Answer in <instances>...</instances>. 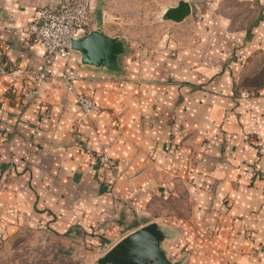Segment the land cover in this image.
<instances>
[{"label":"crops","instance_id":"0c3cea01","mask_svg":"<svg viewBox=\"0 0 264 264\" xmlns=\"http://www.w3.org/2000/svg\"><path fill=\"white\" fill-rule=\"evenodd\" d=\"M58 1L0 0L7 67L36 73L44 64L45 47L31 40L28 25ZM144 1L92 0L89 33L123 44L116 68L75 50L54 57L34 99L25 95L33 79L0 78L7 232L25 222L60 234L100 227L124 234L116 245L157 223L172 262L264 264V151L257 146L264 138V0H168L148 17L164 19L181 1L192 12L181 22L162 19L155 40L129 39L110 24L130 12L140 17ZM69 71L77 75L74 90L64 79ZM76 92L99 110L85 117ZM102 155L115 164L101 163Z\"/></svg>","mask_w":264,"mask_h":264},{"label":"rangeland","instance_id":"374dc122","mask_svg":"<svg viewBox=\"0 0 264 264\" xmlns=\"http://www.w3.org/2000/svg\"><path fill=\"white\" fill-rule=\"evenodd\" d=\"M167 1L145 0L139 7L141 15H135L140 17L135 18L130 12L121 24H117V20L110 24L120 25L126 31L122 34L129 39L155 40L162 35L160 27L164 19L148 17V11L161 14ZM4 223V217L0 215V264H98V260L124 235L121 231L107 235L100 227L92 228L88 233L78 228L71 234H60L37 222H25L20 229L9 233Z\"/></svg>","mask_w":264,"mask_h":264},{"label":"built area","instance_id":"2783aa9c","mask_svg":"<svg viewBox=\"0 0 264 264\" xmlns=\"http://www.w3.org/2000/svg\"><path fill=\"white\" fill-rule=\"evenodd\" d=\"M94 24L92 0H59L57 5H47L40 8L38 14L28 25L31 40L45 47V61L36 73L22 68H9L2 60L0 51V78L6 74L13 77L16 83L26 78L33 79L34 87L25 93L29 99H34L40 94L43 85L50 79L47 67L52 63L54 57L70 58L73 49L71 41L74 36L81 32L87 34ZM77 75L69 71L64 75L68 82V89L74 90L73 81ZM123 86V83H121ZM77 103L85 117L99 110V106L90 95L84 92H76ZM260 151H264V138L257 141ZM101 163L114 165L115 161L107 155L100 157Z\"/></svg>","mask_w":264,"mask_h":264},{"label":"water","instance_id":"95a60500","mask_svg":"<svg viewBox=\"0 0 264 264\" xmlns=\"http://www.w3.org/2000/svg\"><path fill=\"white\" fill-rule=\"evenodd\" d=\"M192 12L189 2L181 1L177 7L169 9L164 19L183 21ZM73 50L82 54L86 62L104 63L110 68L117 67V57L123 51V44L116 38L101 31H93L84 37L73 38ZM167 234L157 223H150L119 241L98 264H179L172 262L162 248Z\"/></svg>","mask_w":264,"mask_h":264}]
</instances>
